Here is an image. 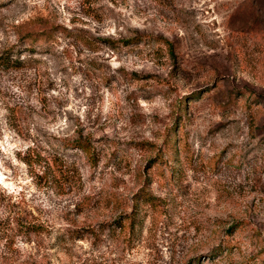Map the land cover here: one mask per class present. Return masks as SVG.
<instances>
[{"label": "rangeland", "instance_id": "374dc122", "mask_svg": "<svg viewBox=\"0 0 264 264\" xmlns=\"http://www.w3.org/2000/svg\"><path fill=\"white\" fill-rule=\"evenodd\" d=\"M2 51L0 264H264V0H0Z\"/></svg>", "mask_w": 264, "mask_h": 264}, {"label": "trees", "instance_id": "16d2710c", "mask_svg": "<svg viewBox=\"0 0 264 264\" xmlns=\"http://www.w3.org/2000/svg\"><path fill=\"white\" fill-rule=\"evenodd\" d=\"M44 31L42 30V32H40L39 34H36V35L31 34V37H34V38H32L31 42L27 43L29 45L27 48L30 49V48L34 47L38 41L47 42V41H51L55 38V33H53V29H50L48 31L46 30L45 32ZM153 38H155L156 41L161 44V46L163 45V47L166 48L168 54L172 58H175L174 44L170 40L166 39L163 36H152L149 34L137 32L136 35H134L133 37H130V38H116V39L106 38V39H103V41L112 48H118L121 46L136 44V43L141 42V41H152ZM18 61H19V57H16V56L12 57V53L10 51L0 52V66L7 67L10 65H16V64H18L17 63ZM182 104H183V101L180 100V102L178 103L177 112L175 115V119L178 120L177 123H180L182 120L183 112H182L181 107L184 105V104L183 105ZM175 124H176V121H175ZM180 140L181 139H180V136L178 135V129H175L173 127L170 128L167 131L166 135L164 136L161 147H159V152L156 154L155 162L159 163V164H163L164 166H168L169 165L168 164L169 158L172 159V158L176 157V154L178 152V147H179L178 144L180 143ZM68 143L71 145V147H76V148L81 149L84 152V154L86 155L89 162H91L92 164H94L96 162L97 156L95 154V152H96L95 147L92 145L91 141L87 137L79 135L78 138L68 140ZM173 153H175V154L173 156H171ZM172 168H174V167H172ZM160 175H161V177L164 178L163 173H161ZM145 196L148 197V196H150V194L145 193L144 197ZM241 224L242 223H239V225H241ZM86 232H87L86 236L88 234H90V236H97V231L94 228L87 227ZM216 249H217L216 252L219 253L222 251L223 247L218 246ZM224 249L228 250L229 246L224 247Z\"/></svg>", "mask_w": 264, "mask_h": 264}]
</instances>
